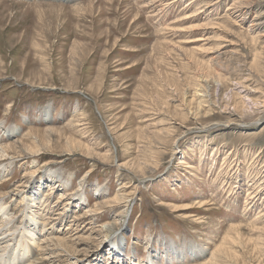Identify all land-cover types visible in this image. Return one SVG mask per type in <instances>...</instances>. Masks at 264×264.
I'll return each mask as SVG.
<instances>
[{
    "label": "rangeland",
    "instance_id": "1",
    "mask_svg": "<svg viewBox=\"0 0 264 264\" xmlns=\"http://www.w3.org/2000/svg\"><path fill=\"white\" fill-rule=\"evenodd\" d=\"M2 146L55 264H264V0H0Z\"/></svg>",
    "mask_w": 264,
    "mask_h": 264
},
{
    "label": "bare ground",
    "instance_id": "2",
    "mask_svg": "<svg viewBox=\"0 0 264 264\" xmlns=\"http://www.w3.org/2000/svg\"><path fill=\"white\" fill-rule=\"evenodd\" d=\"M235 7V6H234ZM242 15V14H241ZM240 15V16H241ZM48 112V111H47ZM14 131L11 130V133ZM6 149L2 146L0 147V156L5 155ZM8 154V153H7ZM14 155V154H13ZM10 165V164H9ZM5 165H0V177L7 175V170H5ZM49 177L56 178L60 175L56 174V171H52L48 175ZM28 187H31L32 182L27 183ZM31 191L29 189V192L27 191H20L17 190L18 194H27L28 199V214L26 215L29 217L27 222L24 224V229L26 233L29 234L24 236V232L20 233L19 237L23 238L25 242H21L17 237H15V230H12L10 223L6 226L8 218H10L9 211L10 208L8 205L5 204L3 201V198H0V264H55V259L52 258L51 252L49 251V243L55 242L58 246H63L66 242L64 240V237L60 238V236H56L51 238H43V235L45 234V228L46 223L44 222V217L46 216V211L42 210L40 208V204L37 205L39 211L37 210H31V207H33L34 204H36V200L39 197V188L31 187ZM13 190H11L12 192ZM35 192V193H34ZM31 193L32 196H31ZM41 198V197H40ZM25 199V198H24ZM79 199H83V197L80 195ZM80 202V200H79ZM78 202V203H79ZM79 207V206H78ZM37 208V207H36ZM26 211V210H25ZM77 220V219H76ZM13 221V218L11 219ZM19 230V228H18ZM16 230V232L18 231ZM53 235V234H51ZM106 236L108 237V233L106 232ZM15 237V238H14ZM43 238V239H42ZM12 242L10 243V241ZM23 240V239H22ZM69 241V240H67ZM79 241V240H78ZM111 242H115L112 245V252H117L118 247L120 244L114 240H110ZM53 245V244H52ZM51 245V246H52ZM77 246V245H76ZM69 247V246H68ZM56 248V247H55ZM57 249V248H56ZM114 249H116L114 251ZM53 250V248H52ZM68 250V249H67ZM66 250V252H67ZM39 251V253H38ZM177 251V250H176ZM115 252V253H116ZM10 253H13V255L10 257ZM181 255V253H178ZM65 256V254H64ZM181 257V256H180ZM135 262H133L134 264ZM149 264H153L152 262Z\"/></svg>",
    "mask_w": 264,
    "mask_h": 264
}]
</instances>
